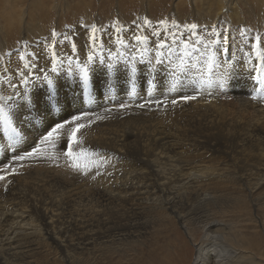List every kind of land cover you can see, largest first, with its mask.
Listing matches in <instances>:
<instances>
[{
  "label": "bare ground",
  "instance_id": "obj_1",
  "mask_svg": "<svg viewBox=\"0 0 264 264\" xmlns=\"http://www.w3.org/2000/svg\"><path fill=\"white\" fill-rule=\"evenodd\" d=\"M219 2V8L215 6L214 12L211 10L199 11V23H203L207 16L210 17V22H218L217 18L219 20L221 19L220 10L224 4V8L226 6L229 8L233 19L241 21L242 11H240L237 1L219 0ZM230 2L231 5L228 6ZM228 8H225V10ZM117 18L122 22L124 28L121 27V31L116 36L109 35L103 29L104 27H100L103 25L107 26L108 23L99 22L97 17L93 18L92 16L88 20L97 19V21H87L82 29L81 26L84 23H81L80 20L75 22L74 27L67 30L69 39L65 40V35L63 36L61 34L58 37H54L52 41L43 38L42 44V41H39L40 39L38 40V38L41 36H50V32L47 34L43 33L45 29L44 25L38 24L39 22L37 23L35 20H30L25 23L26 26L24 28V24L21 22H15L14 20L6 22V25L10 27L16 26L17 23L21 26V30L25 34L23 41L28 42L30 48L25 53L14 50L5 53L4 64L1 65L0 63V95H10L12 92H17V96H19L18 90H23L24 92L43 90L46 88L44 76L51 73L54 77L58 78L59 87L57 93L58 95L60 94L59 96L62 99L60 100L57 95L60 113L57 112V107V111L50 114L48 118L49 123L70 119L72 115L89 112L93 116L94 122L92 125L97 123V126L91 127V125L87 134L86 129H83L81 133H78V139L84 149L98 151L103 154L100 159L106 156L110 162L106 166L102 165L100 167L99 170L103 174L96 176L95 179H92V176L95 175V170L89 172L87 175L73 171L71 167L67 166L65 157L63 156V152L66 150L67 135L70 131V128L66 127L52 141L45 142L42 146L43 154L56 156L58 158L56 162L45 159L42 156L38 159H29L20 162L22 166L13 164L11 161L12 154H22L23 151L30 150L35 143L39 142V137L44 130L39 120L36 122V128H33L30 123L25 124L20 122L21 125L18 126L14 122L13 126L23 129V134L27 137V143L23 147L18 144L19 147L15 150V146L8 142L5 131L6 126L3 122H0V140L2 139L6 148L10 147L12 151L15 150V152L3 154L0 147V167L12 164L13 167L17 168L19 173L10 174L7 180L0 181V264H21L20 260L25 248H32L33 251H37L42 246L44 248L49 246V248L58 250L61 257H66L64 260L68 261L71 257L80 254L86 256L91 247L95 248L96 245L106 244V242L113 243V239L115 238H112L114 231L111 228H115L113 226L114 224H122L123 221L131 219L132 217L139 220V224H141L144 223L145 218L151 219L153 217L152 215L156 216L158 211H165V213H168L173 218H182L183 224L186 225L185 215H183L184 211H178L177 208L182 205H188L191 209H194L196 204H191L193 200L202 198L205 201L208 197H204L206 194L203 193V190L205 187H209V184L207 185L205 182L210 180V183L221 181L228 183L229 180L232 181L237 178L238 184L245 187L253 182L264 180V173L261 172L264 169V109H262L261 105L264 103L258 106L259 108L257 110H255L256 105L252 106L253 111L259 113L260 117V119L254 121L252 126L254 134L245 136L241 144L233 146V152H243L246 158L252 156L253 158L251 160L253 162L250 163L247 160L243 167H239L241 173H235L228 170L229 163L223 159V154L227 156V150L231 147H226L224 143L220 144L218 142L219 137L216 138L214 132L216 127L214 126L206 127L208 125L201 121L187 120L193 123L198 134H205L207 138L204 142H202L203 140L196 141L195 139L192 141L189 140L187 143H177L173 133L164 132L159 127L148 126L131 129L121 120L124 116L132 117L133 114L138 115L142 113V108L138 107V105L145 103L147 100H159L162 103L158 106L153 103L146 107L164 110L172 114H181L183 116H188L191 112L190 108L196 104H191L190 108L185 103H176L173 105L171 100L167 102L163 97L164 95H158L159 98L156 99L155 93V96L147 97L148 99L139 98L140 96L138 97L137 95L134 101L132 100L135 106L133 108L134 110L130 111L121 108L120 105L122 103L116 104L115 100H108L102 103V105H96V103L89 100L79 102V95L77 96L79 81L76 80L78 76H76L75 70L76 65L85 59L83 55H91L94 53V60L98 61L99 55L101 56L102 53L113 50L112 52L116 54L119 53L131 58L129 52L132 53V56L134 52H138L136 46H139L140 49L142 44L143 46L147 43L151 44L155 39L154 37L161 35L158 32L161 27V25H157L158 22L155 21L153 24L143 23L144 19L148 18L147 16L140 20L136 31L134 30L136 24L130 26L124 23L123 19L125 20L126 17L119 14ZM219 23L225 26L227 25L226 19L219 21ZM87 25L91 27L95 25L99 29V31L95 32V36L99 41L93 43L89 39V33L92 32V29L91 32L85 31ZM110 27L113 28V25ZM180 29L183 30L184 26H181ZM225 29L228 31L227 37H229L232 32L230 25L226 26ZM178 33V31L171 35L163 33L160 36H163L166 44H172L170 48L175 50L172 55L177 54V51L182 48L180 44L182 41L186 42L182 35H177ZM200 33H202L201 30L196 32L193 29L194 35L192 36L194 39L191 38L190 43V47L195 44L197 54H199V37L197 35ZM8 35L7 32H1L0 41L5 43ZM134 35L141 37V41H137L136 38L134 39ZM183 35L188 37L187 34ZM145 37L147 39H143ZM83 38H85V41L88 38V48H82L79 44L83 43ZM131 39L132 42H130ZM206 40L207 38L204 39V44ZM70 41L75 42L72 44L73 46L69 43ZM101 41L104 44L100 43ZM134 41L138 43L133 44ZM111 43L114 45H111ZM133 45H135V49ZM159 47L157 46V48ZM76 49L77 52L75 54L67 55V57L69 55L73 57L72 70L68 71V60L65 57V59H62L60 56L73 52ZM168 49L169 47L167 46ZM158 52L159 50H157ZM162 52L164 53L165 51ZM57 54L59 59L64 61L60 70H54ZM165 55L167 56V52H165ZM29 56L35 63L33 67L27 69L28 75L15 88H9L7 81L9 79L14 83L19 81L20 70L18 65L20 67L28 65L29 60L26 57ZM106 59H104V62H109L107 66H111L112 63H110V60L114 58L108 56ZM166 59L164 57L163 60ZM50 60L53 62V66H50ZM44 61H47V68L40 69ZM93 61L90 62V67L93 65ZM129 62L125 65L126 70L123 68L120 69V75L128 77L127 65ZM135 62L137 63L138 71L133 77L136 79L139 75L138 72L143 71L142 69L144 67L156 73L168 72L163 67H159V61L156 58L151 60L148 57L141 58L137 55ZM98 71L106 72L103 68L98 69ZM13 72H15V76ZM94 75L97 77L96 70ZM155 88L157 86L151 87L150 89L153 91ZM160 88L165 92L164 86ZM63 91L68 92L66 95L72 94V97H75L72 98L70 104H67L69 106L68 108H66L67 105L64 100L65 94ZM150 94L147 93V95ZM204 97L207 99L211 98V91L208 90L207 95ZM201 99L204 98L201 96L199 101ZM96 100L98 101V99ZM256 102L258 104L259 100H256ZM153 105H156V107ZM228 108L229 114L235 107L230 104ZM106 109H110V111H105ZM246 109L251 111L250 108ZM219 110L226 113L227 108L220 106ZM248 111L239 118L240 121L251 118L248 115ZM97 115L103 116L104 119L95 120V116ZM15 117L19 121L31 119V117L27 116L20 117L18 113ZM224 118L222 115L219 117L221 120H224ZM82 122L85 124L88 123L87 120ZM234 140L236 142V138ZM76 150L79 151V149ZM187 155L194 156L196 160L193 162L186 161L185 157ZM257 159L259 162H256ZM96 160L97 158L93 157L91 161L81 162L90 163ZM216 199L215 196H212L211 201ZM109 224L111 225L109 226ZM215 225L220 226L216 222L205 226V243L198 246L194 264H240L239 259L242 258V255H239L236 249L226 245L227 235L216 230L217 228L214 229L213 226ZM117 233L118 237L124 235L121 232ZM107 246L110 247L111 245L107 244ZM100 247L102 246L100 245ZM76 250L78 251L76 252ZM27 254L25 257L32 258V251Z\"/></svg>",
  "mask_w": 264,
  "mask_h": 264
},
{
  "label": "rangeland",
  "instance_id": "obj_2",
  "mask_svg": "<svg viewBox=\"0 0 264 264\" xmlns=\"http://www.w3.org/2000/svg\"><path fill=\"white\" fill-rule=\"evenodd\" d=\"M235 1H237L240 11H242L241 21L234 20L227 6L225 8L228 9L225 10L224 4V9L222 8L220 10L221 19L219 20L217 18L218 22H210V17L207 16L203 23H199V11L211 10L214 12L215 6L219 8V0H0V33L7 32L9 34L5 43L0 41V63L1 65L4 64L5 53L12 50L25 53L30 48L28 45L27 47L18 46L17 42L24 43L23 39L25 38V34L18 23L16 26H7L6 22L11 20L23 23L24 28L26 22L35 20L37 23L39 22L38 24L44 25L45 29L43 33L47 34L52 29H55L63 36H68L67 30L74 27L75 22L80 20L81 23H84L83 25L81 24L82 29L87 21H97L98 19L99 22L109 24L100 27H104L103 29L109 35L116 36L121 31V27L124 28L120 20L117 23V16L119 14L126 17L125 20L123 19L126 25L133 26L136 24L135 31L140 20L147 16L151 24L156 21L158 22L157 25H160L159 21L162 19L168 21L167 25L160 27L162 31L158 30V32L161 35L163 33L171 35L178 31L179 33L177 35H182L186 40V42L182 41L180 43L182 48L187 43L189 50H192L190 43L191 38H193L192 35H194L193 29L184 27L182 30L180 27L186 24L196 23L199 27L195 31H202V33L197 35L199 37V53L205 51L204 46L209 44V40H220L221 33L224 36H228V31L225 28L230 25L232 32L227 45L228 52L218 55V59L221 62L228 61L232 65L231 72L226 78H222L220 74H216L210 75L207 81L202 82L198 77H184L181 75L175 81V88H173V80L169 72L156 73L144 67L142 69L143 71L138 72L137 79L133 77L132 82L129 83L128 77L120 75V69L123 68L126 70L125 65L130 60L126 59L127 56L125 55L112 52L113 50L102 53L101 56H98V61H93L92 68L90 67V79L87 86L81 85L76 70L75 73L78 76L76 80L79 81L77 89L79 102L89 100L96 103V105H102V103L108 100H115L116 104L122 103L129 105V108L127 107L125 109L130 111L134 110L133 108L135 106L133 105V101L137 95L138 97L140 96L139 98L148 99L147 97L155 96L156 94V99L159 98L158 95H164L163 97L167 102L175 99L178 101L177 103L188 104L187 106L189 108L191 104H196L190 108L191 112L188 116L176 113L172 114L164 110L153 109L152 107H144L145 109L142 108V113L138 115L133 114L132 117L124 116L121 120L131 129L148 126L159 127L164 132L173 133L177 143H187V141L195 139L196 141L203 140L202 142H204L207 138L205 134H198L193 123L187 120L201 121L208 125L206 127L214 126L216 127L214 131L216 138L219 137L218 142L220 144L224 143L226 147H231L227 150V156L223 154V159L229 163L228 170L241 173L239 167H243L247 160L252 163L251 158L253 157L246 158L243 152H233V146L241 144L245 136L254 134L252 126L254 121L260 119V117L259 113L253 111L252 106L256 105L255 110H257L259 108L258 106L264 103V84L260 83V74L256 70L258 66H264V43H262V40H264V0ZM231 2L228 6L231 5ZM92 16L93 18L97 17V19L88 20ZM223 19H226V26L219 23ZM217 24L223 27L221 28ZM111 25H113V28L110 27ZM90 27V25H87L85 31L91 32L92 27ZM242 29H247L248 31L242 32ZM183 34H187L188 37ZM133 37L135 39L137 35ZM159 37H154L155 39L151 43L154 46L150 43L144 46L142 44L140 49L139 46H136L137 51L141 52L143 51L141 48H148L149 51L144 57H148L151 60L155 58V55H158L157 50L168 53L167 46L170 48L172 44H166L163 36ZM43 38L49 41L48 35L41 36L38 38V40L40 39L39 41H42L41 44L43 43ZM205 38L207 40L204 44ZM82 40L83 43H79L81 47L88 48V38L86 41L85 38ZM95 41L99 40L96 38ZM130 42H132V39ZM69 43L73 46L72 44L75 42L70 41ZM100 43L104 44L103 41ZM136 43L138 42H133V44ZM162 43L165 45L163 48L159 47ZM111 45L114 44L111 43ZM210 47L212 50H218L220 46L218 44H212ZM182 48L177 51V54L172 55L173 62H176L177 58L181 55ZM76 52L77 49L60 57L62 59L66 58L67 60L68 54H75ZM194 54L198 55L197 51ZM86 56L83 55V58ZM108 56L114 58L110 60L112 67L107 66L109 62H104V59L108 58ZM129 56L132 57L131 52H129ZM116 57L120 58L116 59ZM165 57L167 58L166 55ZM158 61L159 67H163L164 70L169 67L168 59L163 60V63L160 59ZM114 65H117V71L115 72L112 71ZM42 66L46 67L43 68ZM42 66L40 69H46L47 61H44ZM102 68L106 70L105 73L98 71V69ZM95 70L97 71V77L94 75ZM155 86L157 88L151 91L150 88ZM159 86H164L165 92ZM208 90L211 91V98L207 99L204 96L207 95ZM63 93L65 94L64 100L66 105L70 104L72 98L75 97H72V94L66 95L68 93L67 91H63ZM147 93L151 94L147 95ZM194 94L196 96L199 95L195 100L188 102L179 99L182 95ZM59 95L58 97L61 100L62 98ZM201 96L204 99L199 101ZM253 97L256 98L254 99ZM256 100H259V105ZM230 104L235 108L228 114V105ZM153 106L156 107V105ZM220 106L227 108L226 113L219 110ZM57 107L54 108L53 113L56 111L60 113V105ZM68 107L67 105L66 108ZM261 107L264 109V104ZM246 108H250L251 111H248ZM246 111H248V115L251 118L240 121L239 118ZM221 115L226 119H219ZM23 121H19L14 117L13 123L16 122L19 126L21 125L20 122L25 123ZM96 126L97 123L91 127ZM91 127L85 128L86 134ZM234 138H236V142ZM0 147L4 154L15 152L19 145H15L14 148L16 149L12 151L10 147L6 148L4 146L1 139ZM185 160L193 162L196 158L187 155ZM256 162H259L258 159ZM261 172L264 173V169ZM235 179L232 181L229 180L228 183L225 181L210 183L209 180L205 183L207 185L209 184L210 189L209 187H205L203 190V193L206 194L204 197H208L206 198L207 201H203L202 198L193 200L191 204H196L194 209H191L188 205L179 206L177 210L184 211L183 215H185L187 226L183 224L182 218H173L168 213H165V211H158L156 216L152 215L153 217L151 219L145 218L144 223L141 224L134 217L123 221L122 224H114L113 226L115 228H111L114 231L112 238H115L113 239V243L106 242V244H100L102 247L100 245H96L95 248L91 247L86 256L80 254L75 257L73 256L74 258L71 257L68 261L64 260L66 257H61L58 250L49 248V246L45 248L42 246L37 251H33L32 248H25L20 262L21 264H27L28 262V264H194L198 246L205 243V226L216 222L220 226L215 225L213 228H217L216 230L227 235L226 245L236 249L237 253L242 255V258L239 259L240 264H264V180H260L262 184L260 182H253L251 184L248 183L249 185L244 187L238 184L237 178ZM212 196H215L217 199L211 201ZM117 232H121L124 235L118 237ZM107 244L111 246L109 247ZM50 250L52 251L49 253ZM31 251L33 254L32 258L25 257Z\"/></svg>",
  "mask_w": 264,
  "mask_h": 264
},
{
  "label": "snow or ice",
  "instance_id": "obj_3",
  "mask_svg": "<svg viewBox=\"0 0 264 264\" xmlns=\"http://www.w3.org/2000/svg\"><path fill=\"white\" fill-rule=\"evenodd\" d=\"M117 23H119L117 19ZM144 24L150 23V21L145 18L143 21ZM168 21L160 20L159 24L161 26L167 25ZM175 23V21H173ZM185 28L189 29H197L199 27L196 23H190L184 25ZM99 31L95 25H92V32L89 33V39L94 43L96 40L95 32ZM248 31L247 29H242V32ZM61 33L57 32L55 29H52L49 36V41L51 38L60 36ZM220 40H209V44L205 45V51L200 52L198 55H193L196 50L195 44L192 45V50H189V45L186 43L182 50L181 55L177 58L176 62H173L172 53L175 51L174 49L169 48L167 53V59L169 62V67L165 70L169 72L173 80V88H175V81L181 75L184 77H198L201 81H207L210 78V75L220 74L222 78H226L229 76L232 65L228 61H223L218 59V55L220 53L228 52V42L229 37L224 36L223 33L220 34ZM64 39H69V36L65 35ZM141 37L137 36L136 40L141 41ZM143 39H147L146 37ZM201 43H203L201 41ZM264 43V40H262ZM19 47H27L28 42H24L21 44L17 42ZM218 44L220 47L218 50H212L211 45ZM161 48L164 47L163 43L160 45ZM135 49V45H133ZM149 51L148 48H144L141 52H134L133 56L129 59L130 62L127 65V73L129 83L132 82L134 74L138 71L137 63L135 62L136 56L139 55L141 58H144L145 54ZM111 55V53H109ZM95 54L87 55L85 59L76 65V70L78 71L79 80L82 86H87L90 79V62L94 60ZM165 57V53L158 52V55L155 57L156 59H160L163 63V59ZM29 60L28 65L24 67L18 68L20 70V78L19 81L14 83L11 79L7 81V85L9 88H15L17 84L21 81H24L25 77L28 75L27 69L29 67H33L35 61L31 59V57H26ZM116 59H119L117 57ZM69 69L71 71V65L73 62V57L70 55L67 57ZM191 61V62H190ZM64 63L63 60L59 59L57 54V61L54 64V70H60L61 65ZM50 66H53V62L49 61ZM256 70L259 72V81L261 84H264V66H258ZM112 71H117L116 66L114 65ZM15 76V72H13ZM44 82L46 84V88L37 92H24L23 90L19 91V96H17V92H12L10 95H0V122L6 126L5 131L7 133L8 142L15 146L20 144L23 147L24 144L27 143L26 137L24 136V130L19 129L18 127L13 126L14 117L17 113L20 117H31V119L27 121H23L25 123L32 124L33 128H36V121L39 120L41 123V127L43 128V132L39 137V142L35 143L34 146L30 148V150H25L22 154L13 153L11 156V161L13 164H18L22 166L20 162L29 160V159H38L43 156L45 159L52 160L53 162L57 161V157L54 155H46L42 152V146L45 142H50L54 137L66 127L70 128V131L67 135L66 141V150L63 152V156L65 157L67 166L71 167L73 171L81 172L87 175L89 172L95 170V175L92 176V179H95L96 176L102 175L100 172V167L102 165L106 166L109 163V159L105 156L103 159L100 157L103 156L102 153L98 151L86 150L81 146V142L78 139V133H81L83 129L86 127H90L92 125L93 116L89 112H83L82 114L72 115L70 119H64L60 121H55L49 123L48 118L50 114L53 112L54 108L58 106L57 101V91H58V78L54 77L51 73H48L44 76ZM254 99L256 97H253ZM180 100L190 101L197 99L196 95H182L179 97ZM178 101L173 99L171 103L174 105ZM161 104L162 101H152L147 100L145 103L139 104L138 107L144 108L149 106L150 104ZM121 108H127V104H121ZM105 111H110V109H106ZM103 116H95V120H102ZM87 120L88 123L85 124L82 121ZM76 149H79L77 151ZM97 158L96 161L90 163H82L81 161H91V158ZM10 174H19L16 167H13L12 164H8L5 167H0V181H5L8 179Z\"/></svg>",
  "mask_w": 264,
  "mask_h": 264
}]
</instances>
